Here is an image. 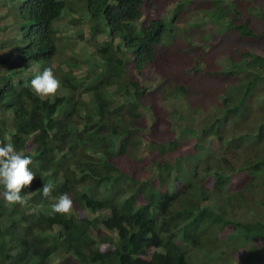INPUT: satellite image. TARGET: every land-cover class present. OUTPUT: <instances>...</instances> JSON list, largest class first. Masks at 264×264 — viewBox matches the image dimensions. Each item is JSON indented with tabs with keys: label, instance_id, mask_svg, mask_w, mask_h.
<instances>
[{
	"label": "trees",
	"instance_id": "16d2710c",
	"mask_svg": "<svg viewBox=\"0 0 264 264\" xmlns=\"http://www.w3.org/2000/svg\"><path fill=\"white\" fill-rule=\"evenodd\" d=\"M112 1L11 0L8 6L10 22L0 25L1 34L10 32L0 54V141L11 137L32 157L37 176L22 190L26 204L0 197V264H194L199 254L264 264V210L238 202L248 186L238 181L246 172L238 127L248 118L246 98L264 79L243 69L264 66L258 47L264 0ZM206 17L211 23L199 22ZM63 21L86 24L80 55L76 42L70 56L61 53ZM82 64L88 71L79 79ZM48 67L61 82L53 99L29 87ZM178 96L189 116L165 106ZM142 109L152 111V124ZM199 110L205 117L195 130L191 119ZM175 117L185 122L180 130ZM258 128L260 135L262 115ZM140 138L146 156L135 159L132 143ZM204 147L209 158L186 165L192 173L186 183L181 165ZM48 181L56 187L45 199L40 192ZM63 193L73 209L53 214L51 204Z\"/></svg>",
	"mask_w": 264,
	"mask_h": 264
},
{
	"label": "rangeland",
	"instance_id": "374dc122",
	"mask_svg": "<svg viewBox=\"0 0 264 264\" xmlns=\"http://www.w3.org/2000/svg\"><path fill=\"white\" fill-rule=\"evenodd\" d=\"M112 2L117 3V0H113ZM10 5H11V0H0V18L2 19L0 22L1 28L2 26L7 27L8 22H10V19L7 20V17H6V12H7V9L9 8L8 6ZM176 6H177L176 4H173L168 8L167 12L165 13V17L167 20H172L173 14L175 13ZM71 17L73 18L72 20L74 21L79 20L78 18L80 17V12H77L71 15ZM202 21L205 23H211V20L208 19L207 17L205 19H201V21L199 22H202ZM63 22H62L63 25L61 26L63 31L60 34V36L63 38V43L66 49L65 50L62 49L61 53H64L66 51L63 56H67V57L70 56L71 53L68 50L69 46L73 42H76L75 49L80 55V52L85 50L86 44H87L86 39L89 37V34H88L89 32H88V28L86 24L83 21H81L79 26H74V24L71 21H63ZM195 24H196L195 19H193V21L188 26L192 27V26H195ZM213 26L217 28L216 31H218L217 32L218 36H220L221 39H224L225 42L227 43L229 39L225 36V32L224 33L220 32V30H222L221 26L214 25V24ZM263 29L264 27H262L261 30ZM9 33L10 32L4 33V34L0 33V49L2 48V46H4L0 54L7 51L5 42L8 39ZM82 33L86 37V39L84 40L80 39V35ZM14 34L12 35V37L15 36ZM207 39H208L207 36H205L206 42L208 41ZM248 43L249 42H246L245 44H248ZM258 47L264 48V40L259 42ZM258 53L263 54V52H260V51ZM90 59L92 61L97 60V58L95 57L90 58ZM218 63L223 68L226 67L225 69H228L227 67H230V63H228V61L225 59L220 58L218 60ZM238 64L241 67L242 63L241 64L238 63ZM62 68L64 70H67L65 66H63ZM4 69H6V67L2 68V70ZM87 71H88L87 65L82 64L76 70L77 72L76 76L79 79H81L86 75ZM244 71L246 73L247 72H252L254 74L258 73L261 77L264 78V66H259L257 68H251L249 67L247 63V67L245 66V68L243 69V72ZM25 75H29V74L25 73ZM155 83L156 84L154 83L150 84L151 88H154L155 86H157L160 83V81L155 82ZM168 99H171V100L165 102V106L167 107L169 111L171 112L179 111L181 114H184V112H187V114L184 117L189 116L190 110L187 109L188 106H187V101L185 99H183L181 96L180 97L178 96L176 99H173V97H170ZM245 101H246L247 110H246V107H244V110H245L244 114H246L248 118L247 119L242 118V121H241L242 125L238 127V130L240 131L238 132V134H240L239 140L241 139L243 140L242 146H241V149L238 155V159L242 162L241 169L246 170V172H244L240 177H238V181L240 184H243V182L246 181L248 182V186L244 185L243 189L239 191L238 193L239 201L238 202L240 205L242 204L243 206L248 207L252 211H261V210H264V205H262V203H264V129L260 135H257V133L259 129L258 127H259L260 116L261 115L264 116V107H263L264 106V79L260 80V82L255 84V86L253 87L252 93L248 96V98H246ZM214 110L215 109L212 108L210 110V113H212ZM141 111H142L141 114H143L146 117L149 125L152 124L155 120L152 111L145 110V109H142ZM236 115L243 116V112L239 111ZM204 117H205V113L202 110L193 112L192 119H191V125L193 126V129L197 130V128H199L198 123ZM175 120H176V127H175L176 130H180L181 128L185 126L184 120L179 119V117H175ZM245 135H248V136L244 137ZM241 137H244V138H241ZM140 141H141V144H138V143L136 144L135 142L132 143L133 144L132 152L130 155L131 157L133 155L134 158L136 155L137 157L135 159L146 156V149L144 147V143L141 138H140ZM208 150L210 151L209 148L204 147L200 149L195 155H193V157L191 156L192 158L187 160L185 163H182L181 171H182V176L184 177L186 183H189L192 178L191 169L189 167H186V165L194 164V162H197V161L200 163L206 162V160L209 158V155H210ZM253 177H255L254 181L253 182L249 181V179ZM168 183H170L171 185L172 177L168 178ZM97 228L98 226L96 225L94 236L96 234L95 232L97 231ZM237 241L239 243L238 245L242 246L243 241L242 240H237ZM262 254L264 255V252ZM60 261L61 260L58 259L57 261L55 260L54 263L58 264ZM198 263L199 264H234L232 262H223V261L218 260L217 258H212V257L209 259L207 258L198 259Z\"/></svg>",
	"mask_w": 264,
	"mask_h": 264
},
{
	"label": "clouds",
	"instance_id": "9594fccd",
	"mask_svg": "<svg viewBox=\"0 0 264 264\" xmlns=\"http://www.w3.org/2000/svg\"><path fill=\"white\" fill-rule=\"evenodd\" d=\"M63 23H61V26ZM29 87L38 97L53 99L61 87V82L54 74L52 68L48 67L33 76L29 81ZM5 140L9 142L0 141V197L8 204L24 205L27 201L22 194V190L30 186L37 176L29 167L32 165L33 159L30 155H25L18 151L10 142L11 137L5 136ZM55 187L56 185L52 181L43 182L40 192L41 196L45 199L49 198ZM73 203L70 195L63 193L56 198L55 203L51 204V212L60 215L70 214L73 209ZM199 255L193 256L194 264L198 263V259H209Z\"/></svg>",
	"mask_w": 264,
	"mask_h": 264
}]
</instances>
